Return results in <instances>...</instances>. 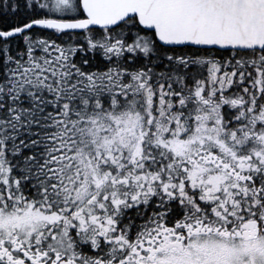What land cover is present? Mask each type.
Listing matches in <instances>:
<instances>
[{
	"label": "snow or ice",
	"instance_id": "1",
	"mask_svg": "<svg viewBox=\"0 0 264 264\" xmlns=\"http://www.w3.org/2000/svg\"><path fill=\"white\" fill-rule=\"evenodd\" d=\"M0 264H264V0H2Z\"/></svg>",
	"mask_w": 264,
	"mask_h": 264
},
{
	"label": "flooded vegetation",
	"instance_id": "2",
	"mask_svg": "<svg viewBox=\"0 0 264 264\" xmlns=\"http://www.w3.org/2000/svg\"><path fill=\"white\" fill-rule=\"evenodd\" d=\"M0 2H2V0H0Z\"/></svg>",
	"mask_w": 264,
	"mask_h": 264
}]
</instances>
